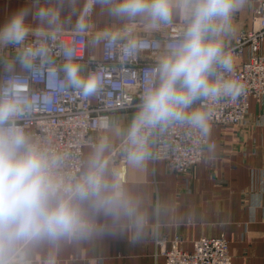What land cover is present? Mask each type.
I'll use <instances>...</instances> for the list:
<instances>
[{"label":"crops","instance_id":"0c3cea01","mask_svg":"<svg viewBox=\"0 0 264 264\" xmlns=\"http://www.w3.org/2000/svg\"><path fill=\"white\" fill-rule=\"evenodd\" d=\"M177 3L172 21L188 19L187 5ZM22 8L31 9L25 40L48 29L83 32L89 37L88 51L97 56L104 35L124 39L167 31L165 24L153 28L143 17L113 16L97 0L91 11L89 0H0V27ZM41 9L53 13L52 24L38 19ZM253 13L250 0L234 13L232 31L222 37L225 48L236 33L250 26ZM0 52L5 61L15 63V71H25L17 62L21 52L17 45L0 44ZM79 66L81 76L86 77V65ZM4 72L8 71L1 63L0 73ZM250 101V114L243 124L208 128L215 147L207 149L205 158L189 173L171 172L165 160L154 157L150 144L141 164L128 162L123 183H118L105 160L127 136L138 111H113L109 128L93 132L94 144L85 147V159L88 170L97 156L103 162L105 181L115 183L123 193L120 207L108 214L91 209L89 201L74 199L92 228L87 238L18 241L11 251H0V263L11 257L13 264H165L161 241L170 248L178 237L179 246L191 251L201 237L225 236L232 264H264V110L253 98ZM101 145L104 149L98 152ZM113 191L109 187L105 194Z\"/></svg>","mask_w":264,"mask_h":264},{"label":"built area","instance_id":"2783aa9c","mask_svg":"<svg viewBox=\"0 0 264 264\" xmlns=\"http://www.w3.org/2000/svg\"><path fill=\"white\" fill-rule=\"evenodd\" d=\"M250 2L254 4L250 26L236 33L225 48L233 56L235 72L217 69V76L239 80L246 90L235 100L224 97L212 102L201 98L191 105V109L201 107L210 112L208 128L243 124L250 114L252 98L264 110V0ZM94 4L95 0H89V11ZM187 22L188 19L165 24L167 31L156 36L129 35L112 41V36L104 35L99 56L88 51L86 33L63 29L45 30L17 45L21 51L30 48L46 52L35 57L31 71L0 73V90L10 88L23 108L15 123L45 153L54 183L70 188L85 176V147L94 144L93 132L109 128L113 111H140L145 90L158 84L160 57L181 41ZM133 38L138 46L130 51L128 41ZM67 53H71L72 62L86 65V77H99L94 100L65 86L63 65L69 60ZM5 60L0 52V64ZM144 134L148 146L153 145L154 157L165 160L167 168L177 174L192 171L205 158L206 150L215 147V140L207 132L186 122L174 121L163 130L146 129ZM128 147L126 136L113 146L105 160L118 183L126 180ZM180 241L176 237L170 248L161 241L165 264H232L225 236L201 237L191 251L181 248ZM12 261L10 257L0 264H13Z\"/></svg>","mask_w":264,"mask_h":264},{"label":"clouds","instance_id":"9594fccd","mask_svg":"<svg viewBox=\"0 0 264 264\" xmlns=\"http://www.w3.org/2000/svg\"><path fill=\"white\" fill-rule=\"evenodd\" d=\"M246 0H179L187 5L188 22L183 38L168 53L160 57L156 86H149L143 95L140 111L129 128L127 157L139 165L149 154L146 129L161 128L174 122H186L203 132L208 131L210 112L195 109L187 112L197 100L218 102L221 98L235 100L245 92V85L234 78L217 76V69L235 72V62L225 50L223 36L232 31L234 13ZM107 5L116 17H143L151 27L172 22L177 0H97ZM31 9L22 8L0 27V44L21 45L29 34L26 23ZM38 19L52 24L55 17L41 9ZM83 28V25H78ZM112 41L117 37L113 35ZM136 39L128 41L134 51ZM46 50L24 48L17 57L21 69L33 70V60ZM63 66L65 86L78 90L84 98L92 97L100 87L96 74L81 76L80 66L70 59ZM4 69L15 71V63L3 61ZM216 77V78H211ZM23 108L10 88L0 90V251L7 253L18 241L64 238L85 239L92 228L73 200L89 201L93 210L113 214L121 205L122 191L104 178L103 162L94 158L85 176L70 188H61L50 177L51 164L45 153L33 145L15 121ZM101 145L98 152L103 151ZM111 187L112 194H105ZM135 243V241H133Z\"/></svg>","mask_w":264,"mask_h":264}]
</instances>
